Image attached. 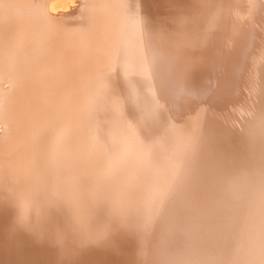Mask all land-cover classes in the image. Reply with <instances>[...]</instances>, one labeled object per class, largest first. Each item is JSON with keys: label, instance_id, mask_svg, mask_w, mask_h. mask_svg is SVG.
Instances as JSON below:
<instances>
[{"label": "bare ground", "instance_id": "1", "mask_svg": "<svg viewBox=\"0 0 264 264\" xmlns=\"http://www.w3.org/2000/svg\"><path fill=\"white\" fill-rule=\"evenodd\" d=\"M65 6L54 0H0L2 264H47L44 246L56 264H94L100 255L95 264H264V146L247 145L250 137L264 145V0H99L87 5V13L100 15L87 18L70 10L63 20L53 19ZM207 13L205 19L217 24L211 30L204 27ZM195 42L226 53L213 55L199 65V74L189 76ZM145 67L148 79L139 74ZM161 73L183 85L174 92L159 87ZM86 79L93 80L90 86ZM206 86L209 92H202ZM99 90L107 94L106 106L90 100ZM186 102L200 117L188 136L174 128L185 119ZM112 111L127 119L120 132L109 129ZM87 113L92 117L86 122ZM71 126L78 127L79 137L62 151L58 142ZM134 145L143 160L129 169L128 148ZM184 148L195 149L188 163L193 178L184 184L197 194L191 198L170 192ZM173 149L179 158L166 166V193L156 201L154 165L161 152ZM81 159L91 160L89 172L75 168ZM113 169L119 175L112 178ZM82 174L89 175L87 185L75 189ZM14 190L26 194L27 203H57L68 195L72 212L53 221L16 219L10 206L1 207ZM214 191H239L242 198L222 202L210 197ZM137 200L146 210L135 209ZM83 203L93 206L92 213L82 211ZM207 206L217 213L201 224L196 213ZM173 219L188 231L185 238L166 233ZM193 225L206 233H196ZM14 226L24 227L26 239L40 232L46 244L17 246ZM189 245L198 251L188 252ZM130 251L138 254L133 263L126 262Z\"/></svg>", "mask_w": 264, "mask_h": 264}, {"label": "rangeland", "instance_id": "2", "mask_svg": "<svg viewBox=\"0 0 264 264\" xmlns=\"http://www.w3.org/2000/svg\"><path fill=\"white\" fill-rule=\"evenodd\" d=\"M69 4H66V6L65 7H67ZM59 11H62V12H64V13H66V11L68 12V7H67V9H65V8H63V9H58L57 10V12H59ZM56 12V13H57ZM78 14H76V16H77ZM206 16H210V13H207V14H205L204 15V20H206L205 18H206ZM75 19L76 18H74V20H72V22L71 23H73L74 21H75ZM216 22L214 23L213 21H212V18L210 17V19H208V20H206L205 21V28L208 30H211L212 29V27H217L216 25ZM202 44V43H201ZM201 44H199V43H197V42H195L194 43V48L192 49V52H191V50H190V60H191V62H192V66L190 67V71H189V76H196L197 74H199L198 73V67H199V65H202V64H208V61L213 57V55H214V57H218V58H220L221 56L223 57L224 56V49H222V48H220V47H216V51H215V48H208V47H206V46H204L205 44H203V45H201ZM207 44V43H206ZM203 47H205L204 48V50H202V52L200 51V49H202ZM226 53V52H225ZM185 55V53L182 55V57H177L176 59H181V58H183V56ZM176 56H179V54L178 55H176ZM108 71H113V70H108ZM102 72H105V69L102 71ZM139 74L141 75V77H144V78H146V79H148L149 77H150V75H149V71H148V69L145 67V68H142V69H140V71H139ZM90 74H88V76H89ZM86 80H88V79H86ZM92 81L93 80H91L90 81V79L88 80V83H87V85H89L90 86V84H92ZM157 83H158V85H159V87H169L170 88V90L172 91V92H174L175 90H177L178 91V89H180V87L183 85V82L180 80V79H178L176 76L174 77V78H172L171 80H169L168 79V81L164 78V76L162 75V73L160 74V76H158L157 77ZM84 81L81 79V80H78L77 81V83H78V85H80V84H82ZM106 87H108V86H106ZM105 87V88H106ZM202 90V92H209L208 91V89H209V87L208 86H206V87H204V88H201ZM85 93V92H84ZM86 96V99H87V96L90 98V95H88V93L86 92L85 94H84V97ZM106 96H107V94H106V92H105V90H102V91H94L93 92V95H91V98H90V100L93 102H95L96 104H99L100 105V107H103L104 105L106 106V103H107V98H106ZM63 98H66V96L65 95H63ZM131 106H133V107H137L138 106V102L137 103H131L130 104ZM193 106L190 104V103H185L184 105H183V107L181 108V111L183 112V113H185V115L187 116H185V119H183L181 122H184V121H186V124L187 125H189V126H191V127H193V125H195V123H198L199 122V119H200V117L198 116L199 114H197V112H196V110L194 111V112H192V110H194L195 108H192ZM138 112H139V108H138ZM190 112H192V113H190ZM117 113H118V111H116V112H114L113 114H112V116L111 117H109V119H108V124H109V129H113V130H120V128L124 125V123L125 122H127V119L126 118H123V117H118V116H116L117 115ZM190 114V115H189ZM197 115V116H194V115ZM91 115H88V113L84 116V120L87 122V120L89 119V117H90ZM92 117V116H91ZM90 117V118H91ZM148 117H150V116H148ZM148 117H147V119H146V122H147V127H149L150 126V122H151V119H149L148 120ZM190 118V119H187V118ZM77 118H79V117H77ZM148 120V121H147ZM86 122H85V124H86ZM168 122V119H165L163 122H162V124H161V127H163V126H165L166 125V123ZM180 122V123H181ZM90 124H91V121H90ZM126 125H127V123H125V127L124 128H126ZM153 127V126H152ZM151 127V128H152ZM76 129V130H78V132H76L75 133V135H74V139H76L77 137H79V129H78V127L76 128V127H70L69 128V130H72V129ZM191 129L192 128H190L188 131H187V136L188 135H190L189 134V132H191ZM67 132V131H66ZM93 132V131H92ZM128 132H129V130H128ZM0 133H2V130H0ZM63 138V137H62ZM65 138V137H64ZM77 142H75V145L77 146L78 144H76ZM72 145V144H71ZM247 145L251 148V149H257V148H261L262 146H264L263 145V140L262 139H256V140H253L251 137H250V139L247 141ZM129 149V153L131 152L132 153V156H131V160H129V162L127 163V166L129 167V169H130V167H132L133 166V168L134 167H136L137 166V163L142 159L143 160V156L142 155H140L139 153H138V151H137V149L135 148V145L134 146H131V147H129L128 148ZM262 149V148H261ZM174 150V149H173ZM173 150H171V151H168L169 153L170 152H173ZM192 150H195V149H192ZM163 152H161L160 153V155L162 154ZM176 155V154H175ZM174 155V156H175ZM168 157V156H167ZM158 158H159V156H158ZM164 158H166V157H164ZM170 159V158H169ZM168 159V160H169ZM82 160V159H81ZM141 160V161H142ZM157 161H158V159H157ZM79 162H80V160H79ZM78 162V163H79ZM29 166L31 167L32 165H35V164H33V162L32 161H30L29 163ZM80 164V163H79ZM168 166V165H167ZM156 168V166L154 165V169ZM179 169V168H178ZM177 169V170H178ZM189 169V167L187 168V170ZM166 170V169H165ZM176 170V171H177ZM98 171V170H97ZM113 172H112V178L113 177H116V176H118L119 175V172L116 170V169H113L112 170ZM99 172V171H98ZM189 173V172H188ZM158 178V177H157ZM85 179H86V183H87V181H88V179H89V175L88 174H82V175H80V176H78V179L76 180V181H74L73 183V185H72V187H77V186H80V184L81 183H83L84 181H85ZM145 185H146V182H145V178H143L142 180H141ZM157 181H159V180H157ZM181 181V179L179 180V182ZM154 183H155V180H154ZM141 187H144V186H141ZM186 187V188H185ZM212 187V186H211ZM176 188V187H175ZM175 188L174 189H172L170 192H174V195H176V197L177 196H186V197H188V198H191L192 196H194V195H197L196 193H194V192H192L190 189H187L188 188V186H185V185H183L182 184V182H181V184H180V190L178 191V190H176L175 191ZM86 190H88V189H86ZM84 191V190H83ZM191 191V192H190ZM138 192H140V189H138V190H136V192L135 193H137V194H139ZM190 192V193H189ZM166 193V189L164 190V193L163 194H165ZM185 194V195H184ZM194 194V195H193ZM84 195H87V193H85ZM203 197V195H201V198ZM210 197L211 198H214V199H216V200H218V201H224V200H227V199H230L231 201H235L236 203H238L240 200H241V198H242V194L239 192V191H237V192H232V193H229V192H218V191H214V192H212L211 194H210ZM60 198V200L61 201H64L63 203H65V205H66V203L68 204V202H70V203H73V201H72V199L70 198V196H64L63 197V195L61 196V197H59ZM29 201V197H27L26 199H24V201H23V203H27ZM136 203L137 204H141V203H144L143 201H141V200H137L136 201ZM240 204V203H239ZM247 203H241V205L243 206V205H246ZM27 206V204H24L22 207H21V209H19V212H22V213H26V211L24 210L25 209V207ZM218 208V207H217ZM202 210H200V211H198L196 214H197V216H202V215H204V214H207V213H210V212H212V211H214V212H212L213 213V216L214 215H216V213H217V209H216V207H211V206H207V209H204L202 212H201ZM11 213H12V215H13V212L11 211ZM19 214V213H18ZM17 214V215H18ZM20 215V214H19ZM13 217L15 218V216L13 215ZM256 217H259L260 218V216L258 215V216H256ZM16 219H17V216H16ZM195 225H193L192 226V229L193 230H195L196 231V233H199V232H203V233H206V230H204V229H201V227L200 228H195L194 227ZM13 228V230H12V235H14L15 236V240H14V242L13 243H16V245L17 246H23V247H25V248H31V249H35L36 247H40V248H42L45 244H46V239L41 235V233L40 232H36L34 235V237L32 238V239H26V238H24L23 237V231H24V227H22V226H20V227H17V226H14V227H12ZM55 228V227H54ZM54 228H52L53 229V231L52 232H54V233H56V231H55V229ZM6 233H9V232H7V230H6ZM161 233V232H160ZM160 233H158L157 235H159ZM162 233H164V232H162ZM166 233L167 234H170L173 238L175 237V238H180L181 239V237H183V238H185L186 236H187V234H188V231L183 227L182 229H181V226L180 225H177V223H175L174 225H171L170 227H168L167 228V230H166ZM160 238V237H159ZM158 238V239H159ZM157 239V240H158ZM156 240V241H157ZM124 245V244H123ZM155 245L157 246L158 245V243H155ZM253 248V247H252ZM43 251L41 252L43 255V257H46L45 259H47V261H48V263L47 264H56L55 262H54V260H56L55 258H50V257H53L54 256V253H52V252H49V250L47 249V252L45 251L46 250V247L44 246V248L42 249ZM46 252V253H45ZM254 253V252H253ZM252 252H251V254H253ZM29 255H33V256H35V254H34V252H30V253H28ZM250 254V255H251ZM138 254L137 253H133V251H130V253H129V257H126V262L128 263V262H134L137 258H138V256H137ZM4 257L3 255H1L0 254V257ZM73 256H74V258H76V257H78L79 256V254H78V252H76V251H74L73 252ZM32 257V256H31ZM36 258V257H35ZM97 258H104L102 255H100V256H98V257H95V258H93V263L95 264V260L97 259ZM60 259H62V260H64L63 258H60ZM236 261H238V259L236 258L235 259V262ZM15 263V262H14ZM0 264H2V262L0 261ZM5 264V263H4ZM16 264V263H15Z\"/></svg>", "mask_w": 264, "mask_h": 264}, {"label": "water", "instance_id": "3", "mask_svg": "<svg viewBox=\"0 0 264 264\" xmlns=\"http://www.w3.org/2000/svg\"><path fill=\"white\" fill-rule=\"evenodd\" d=\"M54 1H59V2L61 1V2H64L66 4H69L68 5V12L71 10V12L69 14H73V15L74 14H78L79 15V13L83 11V14L87 18L89 16H93V15H100L99 13H87V12L91 11L90 8L87 9V5L89 3H92V1L93 2L97 1L98 2L99 0H54ZM73 8H75V9H73ZM66 13H67V11H66ZM63 14H64V12L59 11L55 15H53L52 18L53 19H57V20H63L65 18V17H61ZM66 16H67V14H66ZM53 19H49V20L50 21H55ZM56 22H57V24L61 23V21H59V22L56 21ZM115 109H117V107L113 108V110H115ZM112 113H114V111H112ZM187 119H190V118L188 117ZM186 121L181 122V123H177V125L174 124V128L178 129L179 131H185V133H187V131L190 128H192V127L187 125ZM125 123L120 128V131H122V129L125 127ZM194 126L195 125H193V127ZM58 127H60V126L58 125L57 128ZM120 131H118V132H120ZM76 132H78V130H76L74 128L72 130H69V128H67V132H65V133H63L61 135V137H63L62 140L60 142H58V147L60 148V150L62 149V151H64L67 147L71 146V142L69 141V139L74 141V135H75ZM123 133H125V132H123ZM55 141H56V139H55ZM16 146H17V149H18V147L20 148V145L17 144ZM183 151L185 152V155H184V158H183V161H182L183 162L182 166L175 173V180H176L175 191L176 190H178V191L180 190L181 182H182L183 185L187 182L185 185H188V184H190V180H192V178H193V177L189 176V173H188L189 171L187 170V168H188L189 158L194 157L195 155L194 156L191 155L192 150L187 151V149L184 148ZM175 154H176V158L172 159ZM178 155H179V153H178V151L176 149H174L173 152H170V153L167 150L166 151L164 150L163 153L161 155H159L157 164H155L156 172H157L156 173V178L154 179L155 183H152L153 187L151 188L152 189L151 192L153 194V195L152 194L151 195L156 201L158 199L161 200L163 198V196H164L163 193H164L165 188H164L163 185H164V182H165V169H166V166L172 160H178V158H179ZM39 156H40V153H39V155H36L35 158H39ZM164 157H166V158H164ZM84 160L85 159L80 160V162H79L80 164L79 163L75 164V168L79 167L80 170L87 169L86 171L89 172L90 170H88V169H89V164H90L91 160H88V159H87V161H84ZM50 165H51V162L47 166H45L44 169L46 171L51 170L52 168L50 167ZM67 172H68V169H67ZM180 179H181V181L179 182ZM157 180H159V181H157ZM86 185L87 184H86V179H85V181L83 183H81L80 186H86ZM77 187H75V189ZM12 194H13L12 197H10L7 200H5V199L3 200V203H1V207L10 206L14 216H17V217L21 216V218H23L25 220L28 218V219H31V221H35V222L38 221L39 220L38 218H40L41 216H44L46 218V221H48V220L53 221V220H55L57 218L65 219V218L68 217V214L70 212H72V207L74 205L73 203H70V202H68V204L66 203V205H65V203H63L64 201H61L60 198L56 199L57 203H42V201H39V200H36V199H34L32 201V203H23L24 199L27 198L26 194L22 193V191L20 192V190H18V191L14 190L12 192ZM39 199H41V197ZM151 199L152 198H150V200L147 201V202L151 203ZM24 204H30V206H32L31 208L33 209V211L26 212V213L19 212V209H21V207ZM45 204H47V206H45ZM136 205H137L136 208H135L136 210L144 211L147 208L146 207L147 205L143 206V204L141 205V204H137V203H136ZM33 206L35 208H33ZM36 206H38L40 208L37 209ZM81 207H82V211L86 212L87 215L92 213V207L93 206L90 207V205H87L86 203H83V205H81ZM212 212H214V211H212ZM212 212L204 214L202 216H199L197 221L200 222L201 224H209L211 219H212V216H213ZM194 217L192 218V222H194V220H195ZM178 220L179 219H173L171 221H168V224L174 225ZM208 247L205 248L204 251H206L208 249ZM186 250L188 252H190L192 250H194L196 252L198 251V249H195V248L193 249V245H191V247L189 245L188 248H186Z\"/></svg>", "mask_w": 264, "mask_h": 264}]
</instances>
